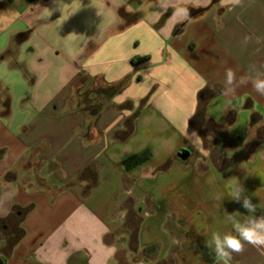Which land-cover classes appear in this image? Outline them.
Segmentation results:
<instances>
[{
  "label": "crops",
  "instance_id": "crops-1",
  "mask_svg": "<svg viewBox=\"0 0 264 264\" xmlns=\"http://www.w3.org/2000/svg\"><path fill=\"white\" fill-rule=\"evenodd\" d=\"M250 65L264 73V0L0 5V264H215L206 240L247 215L231 185L264 214V96L224 92ZM83 76L127 81L91 130L67 109Z\"/></svg>",
  "mask_w": 264,
  "mask_h": 264
},
{
  "label": "clouds",
  "instance_id": "clouds-1",
  "mask_svg": "<svg viewBox=\"0 0 264 264\" xmlns=\"http://www.w3.org/2000/svg\"><path fill=\"white\" fill-rule=\"evenodd\" d=\"M233 7L240 6L242 0H228ZM249 38H245V44ZM249 72L254 76H241L239 79L236 73L231 69L225 72V94L234 93L236 88L247 85L251 82L255 92L264 96V73L257 70L256 65L249 66ZM189 135V134H188ZM219 199V197H217ZM231 199L241 204L246 210L247 215L240 213L239 217L228 216L232 223L234 232H228L221 235L213 233L211 239L206 240V246L210 254H214L215 264H230L233 254H242L245 251V245H251L256 248L264 247V214L257 216V204H254L251 198L246 195V190L240 182L231 185Z\"/></svg>",
  "mask_w": 264,
  "mask_h": 264
},
{
  "label": "trees",
  "instance_id": "trees-1",
  "mask_svg": "<svg viewBox=\"0 0 264 264\" xmlns=\"http://www.w3.org/2000/svg\"><path fill=\"white\" fill-rule=\"evenodd\" d=\"M192 16V14H190ZM124 21H127V17H124ZM127 81L123 80L118 84L108 85L101 80L90 79L86 76L81 77L74 87V93L70 97L67 103L68 111L77 110L86 114L87 119V127L88 130H91L94 127V124L97 120L99 113L110 105L111 99L123 91L126 86ZM203 93V92H202ZM202 93H200V98L202 97ZM203 115V108L200 104L192 123L197 120V118ZM149 158L148 152H144L140 155H135L128 158L124 162L125 168L129 169L138 164L145 162ZM31 209V207H27L24 209L21 208H13L11 211V216L15 215V213L20 212V217L18 220H21L25 214ZM3 221L1 220L0 223ZM20 233L19 230L16 232Z\"/></svg>",
  "mask_w": 264,
  "mask_h": 264
},
{
  "label": "rangeland",
  "instance_id": "rangeland-1",
  "mask_svg": "<svg viewBox=\"0 0 264 264\" xmlns=\"http://www.w3.org/2000/svg\"><path fill=\"white\" fill-rule=\"evenodd\" d=\"M37 0H0V5L2 7L5 6H11L13 9L17 8H24L30 6L32 3L36 2ZM41 2H44L46 0H39ZM17 62L14 59L11 60V63Z\"/></svg>",
  "mask_w": 264,
  "mask_h": 264
},
{
  "label": "water",
  "instance_id": "water-1",
  "mask_svg": "<svg viewBox=\"0 0 264 264\" xmlns=\"http://www.w3.org/2000/svg\"><path fill=\"white\" fill-rule=\"evenodd\" d=\"M182 157H186L188 155L187 151H182V153H180Z\"/></svg>",
  "mask_w": 264,
  "mask_h": 264
}]
</instances>
